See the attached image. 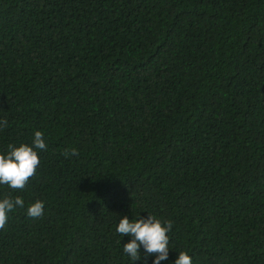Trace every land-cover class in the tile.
<instances>
[{"label":"trees","instance_id":"16d2710c","mask_svg":"<svg viewBox=\"0 0 264 264\" xmlns=\"http://www.w3.org/2000/svg\"><path fill=\"white\" fill-rule=\"evenodd\" d=\"M4 120L0 153L47 148L0 264H153L116 231L149 213L160 264H264V0H0Z\"/></svg>","mask_w":264,"mask_h":264},{"label":"clouds","instance_id":"9594fccd","mask_svg":"<svg viewBox=\"0 0 264 264\" xmlns=\"http://www.w3.org/2000/svg\"><path fill=\"white\" fill-rule=\"evenodd\" d=\"M7 121H0V127H6ZM47 144L43 139V133L36 131L32 143L21 142L18 145L9 144L7 152L0 153V185H7L10 189L23 190L29 180L36 175L40 160L38 151L46 150ZM78 155L75 149L71 153L65 150L64 155ZM17 207H24V200L20 196L11 197L5 195L0 198V228H3L8 220V213ZM43 201L37 199L31 203L26 211L27 215L36 218L43 215ZM172 221L162 220L153 214L145 217L129 219L126 215L119 219L116 231L121 235L132 237L130 241L123 244V251L133 261L141 259L140 247L143 246L146 255H154L153 264L168 259L169 236ZM174 264H192L191 257L186 251H179Z\"/></svg>","mask_w":264,"mask_h":264}]
</instances>
